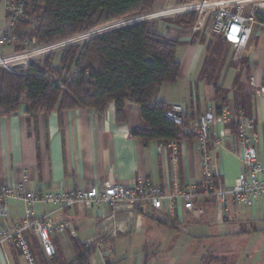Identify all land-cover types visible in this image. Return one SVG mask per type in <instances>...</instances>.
I'll return each mask as SVG.
<instances>
[{
	"label": "crops",
	"instance_id": "crops-1",
	"mask_svg": "<svg viewBox=\"0 0 264 264\" xmlns=\"http://www.w3.org/2000/svg\"><path fill=\"white\" fill-rule=\"evenodd\" d=\"M181 1L156 9L191 2ZM139 18H146L156 34L178 43L179 78L176 83L161 87L155 99L169 107L181 106L188 126L210 110L220 112L228 107L233 112L243 111L253 121L251 134L258 137V161L264 165V29L256 25L246 50L236 55L234 47L213 30L211 35L206 34V23L202 30L194 31V24L186 28L171 21L179 17L155 20L151 14ZM213 37L224 40L225 45L217 57L220 63L216 62L206 76L207 58L214 49ZM23 56L0 61L8 64ZM26 110L23 105L18 113L0 117V185L24 182L30 191L59 193L86 191L93 185L103 188L110 182L133 187L141 179L150 180L158 187L167 186L171 192L176 180L188 193L197 194L203 189L198 139L176 142L175 164L172 148L160 149L158 143L145 146L132 136V128L141 125L140 107L135 103H126L127 122L124 123L117 122L113 103L103 114L81 108L50 114L39 112L33 116ZM212 134L221 143L214 151L217 180L222 187H231L244 170L243 152L237 141L238 127L234 123L216 126ZM170 204L166 201L161 211L150 206L132 210L108 204L94 207L81 204L62 211L54 206L37 205L34 210L36 218L51 215L53 221L69 224L64 235H53L52 240L58 237L68 240L75 254L71 262L78 257L76 244L104 237L112 250L108 264H133L126 248L118 253L115 246L117 241L128 238L139 243L134 252L136 264H264V252L250 263H240L228 250V243L232 244L237 235L261 236V248L264 247V230L253 226L264 223V196L246 210L232 201L220 208L213 199L196 198L189 211L180 201L175 203L176 220L170 217ZM24 217V203L10 201L8 218H0V230L14 228ZM225 224L241 225L246 230L228 233L220 230ZM178 231L180 235L176 234ZM28 236L40 250L34 234ZM222 247L227 249L224 253ZM56 250L55 257L60 264L57 247ZM94 260L102 264L99 254ZM0 264H24V260L7 245L0 249Z\"/></svg>",
	"mask_w": 264,
	"mask_h": 264
},
{
	"label": "trees",
	"instance_id": "trees-1",
	"mask_svg": "<svg viewBox=\"0 0 264 264\" xmlns=\"http://www.w3.org/2000/svg\"><path fill=\"white\" fill-rule=\"evenodd\" d=\"M187 1L200 0L181 2ZM20 2L23 13L11 28L17 37L12 43L15 52L26 45L49 46L111 24L122 28L128 23L120 21L157 10L156 0ZM178 21L191 28L195 15L180 17ZM35 23L38 26L24 32ZM177 49V42L153 32L149 23H136L32 61L26 74L0 69V117L18 113L23 105L33 116L81 108L103 114L113 103L117 122L124 123L126 103L132 102L140 107L141 125L133 127L131 134L143 145L190 139L180 136L181 129L166 118L170 107L155 99L161 87L174 84L179 78ZM27 238L37 264H58L57 257L48 261L31 236ZM85 247L86 244L75 245L78 257L69 264L83 259Z\"/></svg>",
	"mask_w": 264,
	"mask_h": 264
},
{
	"label": "built area",
	"instance_id": "built-area-1",
	"mask_svg": "<svg viewBox=\"0 0 264 264\" xmlns=\"http://www.w3.org/2000/svg\"><path fill=\"white\" fill-rule=\"evenodd\" d=\"M23 4L20 0H4V9L8 16L6 30L0 36V49L12 45L17 37L11 32L16 19L23 13ZM164 14L154 19L172 18L195 14L194 31L204 28L206 21L212 18V30L215 35L222 37L232 45L236 55L246 50L258 25L264 29V0H200L184 5L168 8ZM158 15V14H155ZM258 17L262 20H258ZM122 22V21H120ZM11 55L4 60L17 59ZM18 61L10 62L8 71L14 70L21 64ZM16 64V65H15ZM27 66V65H26ZM26 74V73H21ZM166 118L181 129L180 136L196 137L199 141L200 152L203 161V189L200 193H188L179 187L176 180L173 192L166 187H158L150 180H138L136 185L130 187L121 182H110L100 188L95 185L86 191H61L59 193L30 191L25 183L14 186L0 185V218H8V203L20 201L25 205V217L19 225L7 230H0V249L12 246L20 255L24 264H37L31 250L28 234L36 237L40 249L45 258L50 261L57 255L53 235H64L69 229L65 222H55L51 215L44 218H36L35 206H54L59 211L71 209L76 205L101 206L108 204L114 208L127 206L137 210L143 206H150L153 210L161 211L163 204L169 201L170 217L177 219L175 203L182 202L186 210L192 211L196 198L213 199L218 207L228 205L229 201L245 208H253L257 201L264 196V165L258 161L256 145L258 137L251 134L254 124L243 111L233 112L228 107H223L220 112L210 110L201 115L192 125L188 126L181 106L170 107ZM234 123L238 127V144L242 148V161L244 170L240 179L231 187H222L217 180L216 162L214 151L220 146V141L213 137L212 130L216 126H225ZM166 146L174 152V163L177 164L176 142L160 144V149ZM181 231L176 234L180 235ZM111 247L104 237L86 243L83 259L73 264H96L94 257L99 254L102 264H108L107 258L111 253Z\"/></svg>",
	"mask_w": 264,
	"mask_h": 264
},
{
	"label": "rangeland",
	"instance_id": "rangeland-1",
	"mask_svg": "<svg viewBox=\"0 0 264 264\" xmlns=\"http://www.w3.org/2000/svg\"><path fill=\"white\" fill-rule=\"evenodd\" d=\"M3 1L4 0L0 1V36H2L4 31L6 30V28L4 26L7 24V20H8L7 14H6L5 9H4V2ZM178 2H179V0H156L155 6H156V8H160L164 4H167V3L168 4H173V3L177 4ZM165 10H167V8L166 9L165 8L159 9L158 11L156 10V11L146 13V14H143V15H140L137 17H133L131 19L123 20V21L125 23H128V25L133 24V22H135L137 24L147 23V21H145L146 18H139V17L147 16V15H151V14L154 15V17H158L160 15H155V14L164 12ZM188 15H195V14H188ZM180 17H183V16H179V18ZM195 19H196V15H195ZM171 21L172 22H174V21L179 22L178 20H171ZM212 25H213V20H212V18H209L206 22V28H205V32L207 35H211ZM36 26H38V23H35L31 28L24 30V32H28L29 30L34 29V27H36ZM115 29H118V28H116V26L114 27V25L111 24V25H108L105 27L95 29V30L90 31V32L85 33V34H81L83 36L77 35V36H74L70 39L55 43L56 45L52 44L49 46L37 47V48H32L31 46L26 45V46H24L25 48H23L19 52H15V50H14L15 46L14 45H11V46L9 45V46H6V47L0 49V58L6 59V57H8V56L15 55L19 59L20 56L24 55V53L29 52V51H33V50H37L38 52H35V55H37V56L32 57L29 61L19 65L14 70L15 72H18L19 74L20 73H27L30 62L35 61V60H40L44 56H48V55H51L54 53H59L60 51H62L63 49H65L69 46L82 45L85 42H87L93 38L103 36L104 34H108V33H110V31L115 30ZM121 29H124V28H121ZM213 39H214V49H213L212 54L207 58V67L208 68L207 69L205 68L206 69V74H205L206 76L210 75V72L213 69L214 64L220 63L219 60H217V57L220 54V50L223 49L224 45H225L224 40H221L218 37H213ZM48 47H50V48H48ZM22 58H24V56ZM220 58H221V60L224 59L223 56H221ZM4 65H7V64L0 61V69L8 71V69H7L8 67H5ZM7 66H9V65H7ZM239 207L244 208L242 206H239ZM244 209L246 210V208H244ZM253 226H254V228L264 230L263 229L264 228L263 222L254 223ZM220 230L226 231L228 233L229 232H231V233L236 232L237 233V231H245L246 229H245V227L243 228L241 225H235V224H233V225L228 224L227 225V224H225L220 228ZM236 237L237 238L235 239V241L232 244L228 243V250L234 256V258L238 259V261L240 263H242L244 261H247L248 263H250L254 259V257H258L257 256L258 254H259V256L260 255L262 256V254L264 252V247L261 248V246H263L261 236H254L253 238L252 237L245 238L246 236L237 235ZM240 241H244L245 243L243 244ZM54 242H55V245L59 251L60 264H67V263L71 262L74 259L75 254H74L73 248H72L71 244L68 242V240H66L65 237H58V240L55 239ZM138 244L139 243L135 239L132 240V239L128 238V239H121V240L117 241L115 246H116L118 253L123 251L124 248H126V250L128 251V254H129L128 256H130V259L132 260L133 264H136V257L134 256V252L138 248L137 247ZM222 249H223V251H222L223 253L225 250H227V249H225V247H222ZM126 263H127V261H126Z\"/></svg>",
	"mask_w": 264,
	"mask_h": 264
},
{
	"label": "bare ground",
	"instance_id": "bare-ground-1",
	"mask_svg": "<svg viewBox=\"0 0 264 264\" xmlns=\"http://www.w3.org/2000/svg\"><path fill=\"white\" fill-rule=\"evenodd\" d=\"M154 18H155V17H154ZM35 56H37V55H35V53L32 52V51L26 52V53L24 54V58H22V59H20V60H17L18 63H16V64H23V63H26V62L29 61L32 57H35ZM13 62H14V61H13ZM5 64H6V63H5ZM7 65H9V63H8Z\"/></svg>",
	"mask_w": 264,
	"mask_h": 264
},
{
	"label": "water",
	"instance_id": "water-1",
	"mask_svg": "<svg viewBox=\"0 0 264 264\" xmlns=\"http://www.w3.org/2000/svg\"><path fill=\"white\" fill-rule=\"evenodd\" d=\"M139 23V22H138ZM135 25V24H134ZM130 26H133V25H130ZM130 26H126V27H130ZM126 27H122V28H126ZM121 28H118V29H115V30H112V31H110V33L111 32H114V31H117V30H120ZM107 33V32H106ZM104 34V33H103ZM105 35V34H104Z\"/></svg>",
	"mask_w": 264,
	"mask_h": 264
}]
</instances>
